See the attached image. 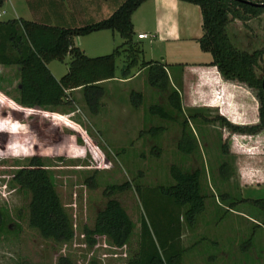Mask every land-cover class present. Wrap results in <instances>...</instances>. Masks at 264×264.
Wrapping results in <instances>:
<instances>
[{"label":"rangeland","instance_id":"374dc122","mask_svg":"<svg viewBox=\"0 0 264 264\" xmlns=\"http://www.w3.org/2000/svg\"><path fill=\"white\" fill-rule=\"evenodd\" d=\"M6 16L0 14V19ZM227 31L240 48L252 50L262 46L264 10L245 20H231ZM113 33L115 43L112 47L123 40L117 32ZM81 39L87 46L91 36ZM132 39L143 45L147 43V38L138 39L135 34ZM197 49L201 50L198 46ZM85 51L88 56H92L89 52H95ZM191 57L187 54L184 58ZM68 60V55L61 61L52 60L49 67L61 75ZM122 60V55L114 60V72L118 77ZM259 65L264 66V54ZM137 69H132L131 74H137L129 81L105 84L95 112L82 97H72L69 93L70 103L53 107L48 112L42 109V112L15 116L11 110V106H16L13 97L15 68L0 64V264H127L138 247L141 217L151 239L159 246L165 234L163 225L172 217L176 218L177 210L171 211L169 205L164 208L165 201L145 188H141V196L138 195L132 185L152 187L172 183L170 164L182 169L199 167L202 170L201 190L206 195L204 208L192 226L184 221L182 213L180 215L177 240L180 255L175 264H264L263 213L247 200L238 201L239 198L264 197V168L259 169L262 173L254 169L256 176L252 178H241L233 167L236 161L245 163L246 159L229 151L224 156L220 151L223 141L229 150L231 132L218 121H200V116L188 120L186 127L195 135L196 147L189 153L180 151L177 143L183 117L192 111L211 117L218 113L216 108L188 106L180 83L173 77L181 112H174L173 119L152 114L148 107L153 103L169 108L167 93L172 85L168 80L165 88L159 89L148 82L145 69ZM259 71L256 69L257 73ZM131 91L140 92L138 101L130 96ZM32 120L38 132L49 141L40 156L73 230L68 240L45 238L28 224L29 193L11 180L13 172L27 162L36 141L35 133L29 128ZM157 126L161 127L160 131L152 128ZM258 155L264 154L257 148L245 154L250 161L254 159L253 165L255 162L261 164L254 158ZM223 159L229 165L227 171L219 168ZM224 172L228 177L223 178ZM124 181H129V188L107 194L109 184ZM219 193L225 196L221 198ZM108 197L117 199L133 222L131 235L119 247L106 235L87 237L84 231V227L92 226L96 211ZM143 240L148 241V238ZM168 253L173 254L172 251Z\"/></svg>","mask_w":264,"mask_h":264},{"label":"trees","instance_id":"16d2710c","mask_svg":"<svg viewBox=\"0 0 264 264\" xmlns=\"http://www.w3.org/2000/svg\"><path fill=\"white\" fill-rule=\"evenodd\" d=\"M142 1L144 0H122L107 16L79 26L47 24L21 17L0 20V63L18 66V80L14 87L16 95L13 96L17 104L11 108L12 114L29 115L31 112L52 110L53 107L70 103L69 91L76 87H80L84 103L95 112L99 106L98 99L104 92L101 81L114 77V60L119 55L123 56L119 77L131 76L132 69L136 67L137 70L145 69L148 82L159 89H164L169 80L165 69L169 63L157 59H143L140 42L132 39L130 15ZM186 1L199 6L202 32L197 38V43L201 50L210 54V60L205 64L215 66L222 78L245 84L253 91L257 100V120L253 123H233L219 113L211 117L201 115L197 111L186 114L180 121L182 133L177 146L180 151L189 153L196 147V140L195 135L187 131L186 127L188 120H194L197 116H200V121H218L231 133L253 134L264 129L262 86L264 66L259 65L264 54V44L252 50L240 48L232 41L227 31V24L231 20H245L257 16L264 10V6L240 0ZM2 2L3 0H0V6ZM100 29L116 31L123 40L109 52L93 56L84 54L74 44V36ZM66 54L69 56L66 70L58 77L53 76L47 63L51 60L61 61ZM256 69L260 70L259 73ZM130 96H135L138 101L140 92L131 91ZM167 102L169 108L153 103L149 105L148 111L165 119H173L174 112H181L178 89L173 85L167 93ZM29 128L35 133L36 141L32 145L27 162L13 172L11 180L29 193L28 224L45 238L68 240L72 237L73 230L40 156L41 150L49 141L38 132L39 128L35 121L29 122ZM152 128L157 131L161 129L160 126ZM50 129L54 132L53 127ZM220 151L224 156L228 155L226 142L220 144ZM228 167L226 160L220 161V170L227 171ZM201 172L199 167L182 169L179 165L170 164L169 174L173 179L172 183L152 187H142L137 183L132 185L140 196L141 188L160 196L165 201L164 208L169 205L171 211L177 210V214L176 220L172 217L167 225H163L165 234L163 239H160L159 246L151 239L146 222L141 217L138 247L127 260V264H175L178 261L180 215L182 213L184 221L192 226L204 208L206 195L201 190ZM224 177H228L226 172ZM129 186V181L109 184L106 188L107 194L127 189ZM218 195L222 198L225 193ZM239 200H247L261 210L264 220V197ZM132 228L133 222L120 202L108 197L103 206L96 211L92 226L84 227V231L87 237L92 234L106 235L113 245L119 247L127 241ZM144 237H147L148 241L143 240ZM169 251L173 254H169Z\"/></svg>","mask_w":264,"mask_h":264},{"label":"crops","instance_id":"0c3cea01","mask_svg":"<svg viewBox=\"0 0 264 264\" xmlns=\"http://www.w3.org/2000/svg\"><path fill=\"white\" fill-rule=\"evenodd\" d=\"M121 1L3 0L0 14H7L6 19L21 17L47 24L79 26L107 16ZM130 19L133 35L135 34L138 39L147 38V43L144 45L140 43L143 59L147 56V59H157L169 63L165 68L169 81L171 85H174L173 77L178 80L183 95L188 100V106L216 108L219 114L237 124L253 123L257 120V100L251 89L241 82L222 78L215 66L205 64L210 60L209 52L197 49V38L202 32L201 15L197 4L186 0H144L132 11ZM106 30L109 29L76 35L73 37V42L84 54H87L86 49L95 51L89 52L91 53L89 55L92 56L103 54L115 43L113 32L116 31L110 30V33H105ZM137 33H145L146 36L138 37ZM82 36H91L87 46L83 45ZM151 45L153 46L151 47ZM153 51L155 54H152ZM187 54H191L192 57L185 59ZM49 63L50 61L47 63V67L50 72L53 76L58 77L60 74H55L50 69ZM0 64L14 66L16 74L14 87H16L18 66L16 64ZM136 74L137 72L126 78L118 77L115 74L113 78L101 81V84L105 89V84L110 81H129ZM69 93L72 97H82L80 87L70 90ZM14 95H16L15 90ZM15 104L17 103L15 102ZM43 110L50 111V109ZM255 148L264 154V129L253 134L231 133L228 151L235 155H241L247 161L245 163L236 161V167H233V171L235 170L241 178H252L256 176L254 169L264 168V155L254 157L261 162V164L255 162L256 165L251 163L254 159L250 161L248 156H245V154L252 153ZM260 171L257 173H262Z\"/></svg>","mask_w":264,"mask_h":264},{"label":"water","instance_id":"95a60500","mask_svg":"<svg viewBox=\"0 0 264 264\" xmlns=\"http://www.w3.org/2000/svg\"><path fill=\"white\" fill-rule=\"evenodd\" d=\"M240 1H243V2H250V3L255 4V5H262V6H264V2H251V1H249V0H240ZM262 86L264 87V76H263V78H262Z\"/></svg>","mask_w":264,"mask_h":264},{"label":"built area","instance_id":"2783aa9c","mask_svg":"<svg viewBox=\"0 0 264 264\" xmlns=\"http://www.w3.org/2000/svg\"><path fill=\"white\" fill-rule=\"evenodd\" d=\"M137 36H138V37H145L146 34H145V33H137Z\"/></svg>","mask_w":264,"mask_h":264}]
</instances>
